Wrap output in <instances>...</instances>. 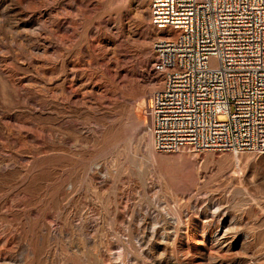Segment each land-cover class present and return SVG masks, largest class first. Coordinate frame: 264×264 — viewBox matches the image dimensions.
Instances as JSON below:
<instances>
[{"label": "rangeland", "instance_id": "obj_1", "mask_svg": "<svg viewBox=\"0 0 264 264\" xmlns=\"http://www.w3.org/2000/svg\"><path fill=\"white\" fill-rule=\"evenodd\" d=\"M163 32L148 0H0V264H264V153L154 146Z\"/></svg>", "mask_w": 264, "mask_h": 264}, {"label": "built area", "instance_id": "obj_2", "mask_svg": "<svg viewBox=\"0 0 264 264\" xmlns=\"http://www.w3.org/2000/svg\"><path fill=\"white\" fill-rule=\"evenodd\" d=\"M155 148L264 153V0H149ZM225 114L226 119L218 116Z\"/></svg>", "mask_w": 264, "mask_h": 264}, {"label": "bare ground", "instance_id": "obj_3", "mask_svg": "<svg viewBox=\"0 0 264 264\" xmlns=\"http://www.w3.org/2000/svg\"><path fill=\"white\" fill-rule=\"evenodd\" d=\"M146 1V0H145ZM148 7H149V0H148ZM149 10V9H148ZM150 24H151V22H150ZM152 25V24H151ZM160 82H161V80L160 79H157L156 80V84H155V87L156 86H160ZM150 93V92H149ZM144 95V94H143ZM151 97H152V95H144V97H143V102L146 104V106L147 107H149L150 106V104H151ZM151 130V129H150ZM151 133H152V131H151ZM238 158V157H237Z\"/></svg>", "mask_w": 264, "mask_h": 264}]
</instances>
